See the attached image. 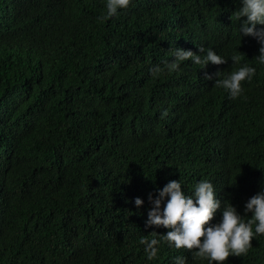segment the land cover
<instances>
[{"label":"trees","instance_id":"obj_1","mask_svg":"<svg viewBox=\"0 0 264 264\" xmlns=\"http://www.w3.org/2000/svg\"><path fill=\"white\" fill-rule=\"evenodd\" d=\"M103 5L0 0V264H207L166 243L146 260L141 236L167 231L145 226L148 196L208 180L243 215L264 188L259 44L239 41V0H135L99 23ZM197 47L226 63L149 74ZM245 63L240 96L213 86ZM251 243L226 264H264V236Z\"/></svg>","mask_w":264,"mask_h":264},{"label":"clouds","instance_id":"obj_2","mask_svg":"<svg viewBox=\"0 0 264 264\" xmlns=\"http://www.w3.org/2000/svg\"><path fill=\"white\" fill-rule=\"evenodd\" d=\"M135 0H104L106 10L97 17L99 23L117 16L121 10L134 5ZM239 7L234 12L239 22V41L242 37H252L259 44V54L254 57L259 65H264V0H239ZM244 18V19H241ZM198 53L192 50L175 48L170 59L152 65L149 74L159 78L162 74H172L180 69L184 62L205 68L209 63L221 65L226 59L212 48L197 47ZM232 63H238L239 57H230ZM216 73L214 87L224 89L230 98H236L243 92L242 82H250L256 75V67L247 63L220 78ZM205 80L213 77L205 74ZM151 207L147 210L146 227L164 228L167 231L152 238L141 236L139 244L147 261L158 257L161 243L169 248L185 249L194 258L206 260L207 264H226L229 256L246 255L252 247L251 241L264 236V188L252 195L244 204V214L228 202L217 198L213 184L200 180L193 185L191 193L182 190V182L170 180L162 189L157 190L155 198L148 196ZM134 206L139 209L144 201L134 198ZM219 211V220L213 222ZM250 214V216H249ZM157 234L156 232H152ZM172 264H187L186 257H172Z\"/></svg>","mask_w":264,"mask_h":264}]
</instances>
